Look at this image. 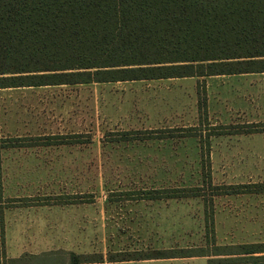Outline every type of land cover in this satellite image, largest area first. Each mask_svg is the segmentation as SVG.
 I'll list each match as a JSON object with an SVG mask.
<instances>
[{
	"label": "rangeland",
	"instance_id": "1",
	"mask_svg": "<svg viewBox=\"0 0 264 264\" xmlns=\"http://www.w3.org/2000/svg\"><path fill=\"white\" fill-rule=\"evenodd\" d=\"M262 124L264 73L0 89V246L4 219L53 236L57 247L42 254L52 261L75 252L94 264H206L110 260L186 246L215 253L212 230L218 245L264 242V192L222 193L264 185V132L221 134ZM182 187L201 195L166 197ZM44 204L59 206L5 212Z\"/></svg>",
	"mask_w": 264,
	"mask_h": 264
},
{
	"label": "trees",
	"instance_id": "2",
	"mask_svg": "<svg viewBox=\"0 0 264 264\" xmlns=\"http://www.w3.org/2000/svg\"><path fill=\"white\" fill-rule=\"evenodd\" d=\"M253 73H264V0H0V89ZM199 101L204 108L205 98ZM262 126L221 134L264 132ZM167 192L190 198L201 188ZM262 192L264 185L247 184L222 193ZM209 238L218 252L171 247L110 261L207 257L206 264H264V242L218 245L213 230ZM92 257L70 253L69 260L100 262Z\"/></svg>",
	"mask_w": 264,
	"mask_h": 264
},
{
	"label": "crops",
	"instance_id": "3",
	"mask_svg": "<svg viewBox=\"0 0 264 264\" xmlns=\"http://www.w3.org/2000/svg\"><path fill=\"white\" fill-rule=\"evenodd\" d=\"M72 205V204H70ZM59 204H44L38 206H14L9 207L5 212H39L40 215H44L46 209L56 208ZM5 223L3 220L2 233L3 241L0 246V256L4 257L7 261H21L27 259L26 262L22 261L18 264H70L69 256L67 258H59L57 261H52L51 256L42 255L48 253V250H53L56 246V239L51 236L50 239L41 236V226L33 227L26 224H13L9 220ZM10 222V223H9ZM53 223V222H52ZM53 224L51 229L53 232ZM70 252V251H64ZM63 252V253H64ZM71 253V252H70ZM77 255H90L87 253H75ZM30 260V262H28ZM50 260V261H47ZM95 262H81L78 264H94Z\"/></svg>",
	"mask_w": 264,
	"mask_h": 264
}]
</instances>
